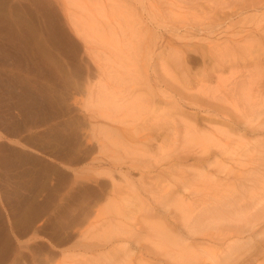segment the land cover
<instances>
[{"label": "rangeland", "instance_id": "374dc122", "mask_svg": "<svg viewBox=\"0 0 264 264\" xmlns=\"http://www.w3.org/2000/svg\"><path fill=\"white\" fill-rule=\"evenodd\" d=\"M262 23L264 0H0V264H169L161 231L198 264L252 231L263 264ZM226 38L255 47L220 66ZM229 208L250 228L188 233Z\"/></svg>", "mask_w": 264, "mask_h": 264}, {"label": "bare ground", "instance_id": "6f19581e", "mask_svg": "<svg viewBox=\"0 0 264 264\" xmlns=\"http://www.w3.org/2000/svg\"><path fill=\"white\" fill-rule=\"evenodd\" d=\"M88 5L87 3L84 2V6ZM259 6V5H257ZM256 8V6L254 7ZM260 27V24L258 25ZM241 28V27H240ZM243 29V28H242ZM247 29V28H246ZM245 30V29H243ZM254 30V29H253ZM258 30V29H257ZM261 33H263L264 35V23H262L261 25ZM238 33V32H237ZM235 33L236 35H238V37L240 39H244L246 37L250 38L252 40V37L254 35H258L259 33H257L256 31H254L253 33L254 34H251V30H247V33L248 34H243V36H241L242 33H240L239 31V34ZM234 35V34H233ZM250 35V36H249ZM262 35V34H261ZM260 36V35H259ZM237 37V36H236ZM235 36L233 38H236ZM225 39V37H223ZM242 40H238V39H227L224 40V47L221 46V44L219 43H213L212 44L209 42L206 47L203 49V47L201 48L202 52L205 53L206 55H210L211 57L214 58V61L217 65H231L233 61H240L238 59V56L235 57V54H240L239 52H235L234 50H236L237 48L241 49L243 52V55L242 56H248L250 53H248V55L246 54L247 52H250V49L251 47H255V45H246V44H241ZM247 41V38L245 40V42ZM253 42V41H252ZM237 44V45H235ZM223 45V44H222ZM231 46V48H230ZM237 47V48H236ZM236 48V49H235ZM233 50V52H232ZM231 51V52H230ZM238 51V49H237ZM252 51V50H251ZM235 52V53H234ZM241 52V51H240ZM241 56H239L240 58ZM242 60V59H241ZM243 85V81H240V82H234L230 87H228L229 89L225 90L223 93H222V96L223 97H227L229 96L230 94L234 93V92H237L236 89L237 87L241 86L242 87ZM262 88V87H261ZM202 89V88H201ZM234 90V91H233ZM211 99V98H210ZM210 102H212V99L209 100ZM249 113L251 114H254L255 115V119L257 118V116H259L260 114H263V110H258L257 108H252ZM254 119V120H255ZM264 121V119H263ZM188 133V131H187ZM221 149L223 150H227L228 149V145L227 143H223L221 145ZM260 175V174H259ZM262 175H260L261 177ZM263 177V176H262ZM261 177V178H262ZM126 182L128 184V188L130 190V187L132 189L135 188V184L133 181H130L129 179L126 178ZM239 185V184H238ZM242 185V183L240 184ZM239 185V187H241ZM243 186V185H242ZM246 187V186H245ZM248 188V187H247ZM242 189V188H240ZM128 190V191H129ZM136 190V188L134 189ZM252 190V189H251ZM239 191H242L244 192L243 190H238ZM248 191H250V189H248ZM248 191L246 192L248 194ZM252 192H254L253 190L250 191L249 193L251 194ZM168 193L167 191L165 192V194ZM255 193V192H254ZM252 193V194H254ZM243 194V193H242ZM230 196V194H228ZM255 195V194H254ZM124 197H127V196H124ZM123 197V198H124ZM251 197V196H250ZM134 197H132L133 199ZM252 198V197H251ZM254 198V197H253ZM259 200H261L259 198ZM137 201V200H136ZM138 202V201H137ZM133 205L135 206V201L132 202V200H129L128 201V198L126 199H123V201L120 203L121 205L119 206L120 210L123 208V207H128V204L130 205ZM139 203V202H138ZM253 203V202H252ZM264 204V203H263ZM250 205V204H249ZM257 205V204H256ZM137 206V205H136ZM260 206L259 205V201H258V205L257 207ZM256 207V206H255ZM256 207V208H257ZM261 207H264V206H261ZM261 207H260V210H261ZM124 209V208H123ZM244 209V208H243ZM223 210V213H220L218 216H217V221L216 219H214L213 215H209L206 217L205 221L207 222L206 225H203V220H199V219H195L190 225L189 227H187L186 229L188 230V233H197V232H206L207 230H212L213 228H215L217 231H218V234H223L224 236H227L230 234V232H228V229H227V232L225 230H223L224 227H221V225H224L225 227H229V225H232L234 227V231H241L242 229L245 230V229H249L250 228V224L255 220V217L253 215V213H246L245 210L247 211V209L245 208L244 211H241L240 209H237V208H233L232 210L229 208V209H222ZM254 210V208H253ZM184 211H186L184 209ZM202 212H199L200 216H202L204 214V209L201 210ZM259 211V207L257 209V213H261L258 212ZM264 211V209H263ZM183 212V211H182ZM248 212V211H247ZM252 212V211H251ZM254 213H256L254 211ZM256 213V214H257ZM264 213V212H262ZM187 213L185 212L184 215H186ZM183 215V216H184ZM187 216H184L183 218H185ZM220 218L221 219H225V222L223 221L221 224L220 223ZM219 220V221H218ZM245 226H247L245 228ZM237 227V228H236ZM253 227V226H251ZM252 231L250 233L251 237H250V242L247 245L244 246V249L243 250H240V252L237 249V246H235L236 243H234L233 245L232 244H228V251H225L223 256L220 257L218 254H211L209 257H210V263L209 264H250L251 262L255 261L256 259L253 258L252 256L253 255H248L250 248L251 246L253 245H256V241L252 239ZM186 236V234H185ZM179 240L175 239V236L172 235V234H168L166 231H161L160 234H159V238L163 240V242H168V243H171V245L174 247L172 250L175 254H169L170 256V263L169 264H198L199 262V257L200 256V252H198L197 249H194L193 247V244L191 243L192 241H187L188 239L185 237V239L183 240L182 239V236H176ZM262 244L264 243V240H261ZM233 243V242H231ZM252 244V245H251ZM258 244V243H257ZM197 247V246H196ZM199 247V246H198ZM203 252L205 250H202ZM252 251H255V249H253ZM237 254V255H236ZM207 255H209V253H207ZM244 256V255H247L246 257H241V256ZM125 256V254L123 255ZM198 257V258H197ZM128 261H130L129 259L127 260V257H124V258H121V263L120 264H130ZM257 263V261H256ZM118 264V263H116ZM255 264V263H254ZM263 264H264V258H263Z\"/></svg>", "mask_w": 264, "mask_h": 264}]
</instances>
